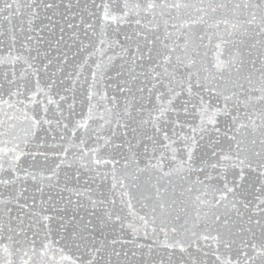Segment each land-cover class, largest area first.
<instances>
[{
	"label": "snow or ice",
	"instance_id": "snow-or-ice-1",
	"mask_svg": "<svg viewBox=\"0 0 264 264\" xmlns=\"http://www.w3.org/2000/svg\"><path fill=\"white\" fill-rule=\"evenodd\" d=\"M0 264H264V0H0Z\"/></svg>",
	"mask_w": 264,
	"mask_h": 264
}]
</instances>
